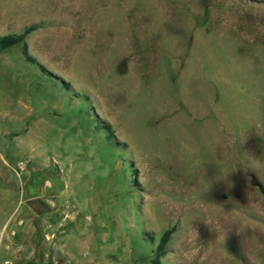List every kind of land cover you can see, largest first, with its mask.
Here are the masks:
<instances>
[{
  "label": "rangeland",
  "instance_id": "rangeland-1",
  "mask_svg": "<svg viewBox=\"0 0 264 264\" xmlns=\"http://www.w3.org/2000/svg\"><path fill=\"white\" fill-rule=\"evenodd\" d=\"M29 29L0 264H264V0H0V38Z\"/></svg>",
  "mask_w": 264,
  "mask_h": 264
},
{
  "label": "trees",
  "instance_id": "trees-1",
  "mask_svg": "<svg viewBox=\"0 0 264 264\" xmlns=\"http://www.w3.org/2000/svg\"><path fill=\"white\" fill-rule=\"evenodd\" d=\"M29 32H30V29L26 30L25 32H23L22 34H19V35H7L4 37H1L0 38V50L10 49V48H13V47H16V46L23 44V42L25 41V38ZM171 233H172V231L168 230L163 234L160 246L158 248L159 255L163 254L165 245L167 244ZM154 263L160 264L159 258L157 260H155Z\"/></svg>",
  "mask_w": 264,
  "mask_h": 264
},
{
  "label": "clouds",
  "instance_id": "clouds-1",
  "mask_svg": "<svg viewBox=\"0 0 264 264\" xmlns=\"http://www.w3.org/2000/svg\"><path fill=\"white\" fill-rule=\"evenodd\" d=\"M252 242L254 243L255 241H254V240H252Z\"/></svg>",
  "mask_w": 264,
  "mask_h": 264
}]
</instances>
